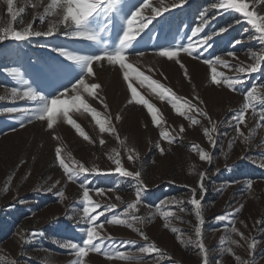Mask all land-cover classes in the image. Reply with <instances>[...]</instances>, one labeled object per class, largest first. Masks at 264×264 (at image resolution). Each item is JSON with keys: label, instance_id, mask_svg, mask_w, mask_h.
<instances>
[{"label": "rangeland", "instance_id": "rangeland-1", "mask_svg": "<svg viewBox=\"0 0 264 264\" xmlns=\"http://www.w3.org/2000/svg\"><path fill=\"white\" fill-rule=\"evenodd\" d=\"M246 2L258 22L264 18V0ZM60 3L14 0V10L24 12L13 25L6 0H0V28L12 25L23 30L29 23L34 31L54 28L51 36L0 42V97H4L0 99V264H78V260L80 264H264V40L260 34L242 14L220 7L221 0H148L144 17H151L153 8L168 10L125 52V62L148 80L142 84L133 73L125 81L124 70L105 59L94 61L93 75L83 77L88 87H100L89 93L72 81L78 89L73 92L72 73L51 71L73 63L57 49L102 54V49L113 48L126 27L125 14L139 4L119 1L109 13L115 27L102 32L101 40L94 43L64 35ZM202 19L207 22L193 36ZM207 36H211L208 43L200 44ZM189 43L196 49L192 55L183 51ZM164 48L178 51L177 57L160 56ZM207 59L214 61L212 66L204 62ZM256 64H260L256 72L238 71ZM212 67L222 81L219 85L212 80ZM12 68L19 69L23 79L12 75ZM226 78L239 80L235 89L227 86ZM24 80L42 94L64 92L62 85H67L69 91L61 98L80 95L110 130L101 133L93 113L83 107L70 108L69 119L87 140L62 113L51 129L46 121L29 119L37 102L23 97ZM149 81L165 90L164 97ZM129 83L157 109L159 125L147 107L131 96ZM13 87L20 90L15 98ZM173 101L184 104L185 115L175 111ZM246 103L249 107L237 129L234 117ZM8 108L18 111L9 113ZM56 148L70 168L82 164L90 172L69 180L55 157ZM201 152L211 161H202ZM117 158L120 167L139 171L140 178L115 172ZM202 176L205 191L200 189ZM85 188L96 206L92 214L98 217L95 225L103 250L78 258L64 245L86 238ZM193 198L201 200L200 219ZM112 216L127 223H108ZM222 216L226 219L219 220ZM196 227L201 228L199 237ZM145 246L153 251L141 252Z\"/></svg>", "mask_w": 264, "mask_h": 264}, {"label": "snow or ice", "instance_id": "snow-or-ice-1", "mask_svg": "<svg viewBox=\"0 0 264 264\" xmlns=\"http://www.w3.org/2000/svg\"><path fill=\"white\" fill-rule=\"evenodd\" d=\"M58 0H53V4L55 5ZM183 2V0H182ZM119 0H62L60 3V8L62 10V23L66 27V31L64 35L69 36L70 38L77 40V41H86V42H99L101 40V33L108 31L109 27H115L112 21V17L109 13L116 9ZM139 7H137L134 11L130 12V15L125 14V23L126 27L123 30V33L118 38V44L114 45L113 48H104L101 50L102 54H79L76 50H65L63 48H58L57 51L59 55L66 58L67 61L73 62L69 64L66 68H53L51 69L52 72H65V73H72V81H77L80 86H83L89 93L92 92L93 89L99 88L98 84H93L91 87H88L85 84V80L83 79L84 76H91L93 75V67L92 64L94 61H101L107 60V62L111 65H119L121 69H123V79L125 81H129L131 79V74L135 73V76L140 82L143 84L145 81L148 80L147 76H142L131 63L125 62V52L129 48L133 47L134 42L138 43V36L144 32L145 29L149 27V24L157 17L162 14L163 11H167V8H153V15L151 17H144L142 15V10L148 7V0H137ZM7 4V13L10 15L13 25L18 22V17L21 13L24 12L23 8L18 10H14V0H6ZM135 7V6H134ZM220 7L225 9L234 10L236 13L242 14V16L246 19L247 23L252 26L256 33H259V39L264 40V18L258 22L257 20V13L250 10V5L246 2V0H221ZM38 19V18H37ZM147 21V22H146ZM207 21L201 20L200 27H197L193 30L192 35L195 36L197 33L202 31L203 25ZM138 25V26H137ZM136 26V27H134ZM58 30V29H56ZM54 34V28L49 27L47 31H34L32 28V24L29 23L23 30H17L14 26L10 25L9 27L0 28V42L11 39L13 41H27L31 37H40V36H51ZM142 38V37H141ZM211 39V36L205 37L200 44H207L208 41ZM163 47V46H162ZM183 51L187 52L189 55H192L196 49L195 47L189 43V46L183 48ZM162 57H167L169 60L177 57L178 51L171 50L170 48H164V50L160 51L159 53ZM228 55H234L233 53L229 52ZM219 62V58H217ZM209 66H212L214 61L212 59H207L204 61ZM183 67V65H181ZM231 67V65H229ZM260 68V64H256L252 66L250 69L239 68L238 71L241 73L247 72H256ZM11 74L23 79V73L17 69L12 68ZM212 80L215 84L219 85L222 81L217 79V72L216 68L212 67ZM227 86L230 89H235V85L239 83L237 78H233L230 81L225 80ZM24 84L27 85V89L23 91V97H26L29 101L37 102V107L32 110V114L29 116V119L36 118L40 121H46L47 127L51 129L53 127V122L56 118L62 113L64 119L68 121L70 125H72L75 130L82 136L85 140L88 137L85 135L78 124H76L73 120L69 119V110L70 108H79L83 107L84 109L93 113L95 118V122L99 125V130L101 133L109 131V128L105 127L106 121L101 119L94 110L90 109L88 104L81 98L80 95H74L71 99L61 98L63 95L69 91L67 85H62L64 88V92H60L59 89L53 91L51 93L42 94L41 91L34 89L31 85L28 84L27 80H24ZM150 86L153 88L154 91H158L161 97H164L165 90L155 82L149 81ZM128 88L131 92V96L136 100L137 103L143 104L147 107L148 112L151 114V118L154 124L159 125L160 120L157 118V109L153 107L148 100L144 99L143 97L139 96L137 93L136 88L132 86L131 83L128 84ZM71 91L76 92L78 91L76 83H72ZM13 98L17 97L20 93V90L16 87L11 89ZM253 96V92L249 91L247 93V98L251 99ZM0 99H4V97H0ZM187 103V102H185ZM172 107L175 109L177 113L180 115H185V108L184 104L177 103L173 101ZM249 105L246 103L243 106V109L240 111V114L235 116L234 119L237 123V129L240 123L244 121V111L247 110ZM7 112L12 113L18 111L17 108H8L6 109ZM199 111V109H197ZM262 118H264V113H261ZM189 119H191L189 117ZM193 123H199V121H192ZM114 131V129H111ZM181 132L184 131L183 126H181ZM215 131V125L212 128ZM204 134L208 136V129L204 130ZM161 135L168 140L169 143L173 142L172 139L169 137L167 132H162ZM211 140V137L209 136ZM104 141H101L103 144ZM159 148V145H157ZM161 153L163 150L161 149ZM55 157L59 161V166L63 169L64 173L67 174V178L72 180L75 177H78L79 174H87L90 170L84 167L82 164L75 165L74 167L70 168L68 164L65 163V160L61 158V149H55ZM129 159H133L132 156H129ZM200 159L209 160L211 161V156H209L205 152L200 153ZM115 164L117 165L115 172L119 173L123 177H135L137 180L140 178L141 173L139 171L133 173L130 171L124 170L120 167V160L117 158L115 159ZM94 171V170H92ZM203 176L201 177L200 182V189L201 191H205L203 186ZM140 187L138 186L136 195L137 200H140ZM83 214L84 219L87 223L86 228V238H82L80 241L69 242L65 244L64 247L71 249L72 252L78 258L86 257L90 251H95L97 253L102 252V246L98 241H100V236L97 231V225H95V221L97 220V215L92 214L95 211L94 205H92L89 190L87 188L83 191ZM191 204L195 206V215L198 219L201 218V200L193 198L191 200ZM114 208L115 206H111ZM135 205H129V208H133ZM103 213H101L102 215ZM168 215L167 213L165 214ZM133 219H139L138 217H134ZM219 220H224L226 217H219ZM108 223L115 224V225H123L127 223L123 219H119L116 216H112V218L108 221ZM202 223V219H201ZM129 227H132L131 223H128ZM175 232V229H173ZM235 232L236 229L233 228ZM196 235L199 237L201 235V228L196 227L195 229ZM143 235V233H141ZM146 239V237H145ZM200 249H204V245H199ZM254 247V245L252 246ZM141 252L150 253L153 251L152 247L145 246L139 249ZM78 264L80 261L78 260ZM205 264L207 262L205 261Z\"/></svg>", "mask_w": 264, "mask_h": 264}]
</instances>
